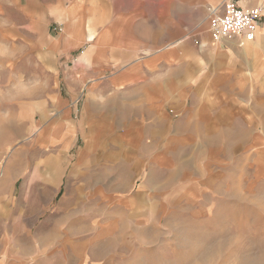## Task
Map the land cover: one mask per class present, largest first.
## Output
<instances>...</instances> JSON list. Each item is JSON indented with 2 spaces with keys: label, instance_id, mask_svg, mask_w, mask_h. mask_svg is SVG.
Listing matches in <instances>:
<instances>
[{
  "label": "rangeland",
  "instance_id": "obj_1",
  "mask_svg": "<svg viewBox=\"0 0 264 264\" xmlns=\"http://www.w3.org/2000/svg\"><path fill=\"white\" fill-rule=\"evenodd\" d=\"M123 1L83 0L94 38L62 53L68 0H0V264H264V86L239 102L191 79L222 0H151L183 19L182 104L156 119L109 80L121 39L96 38L106 4L143 12Z\"/></svg>",
  "mask_w": 264,
  "mask_h": 264
},
{
  "label": "crops",
  "instance_id": "obj_2",
  "mask_svg": "<svg viewBox=\"0 0 264 264\" xmlns=\"http://www.w3.org/2000/svg\"><path fill=\"white\" fill-rule=\"evenodd\" d=\"M82 1L68 0L69 4L65 3L66 10L58 12L60 18L55 19L56 23L64 22L59 48L62 53L67 45L69 47L74 45L77 48L83 41L94 38L95 33L88 34L87 26L82 23L83 14H87V8L82 5ZM237 1L246 8L260 4L264 8V0ZM101 2L104 3L105 0ZM121 3L124 1L111 0L110 6L118 7ZM134 3L131 2L130 6L124 10L121 9L123 7H119L118 13H112L110 19L108 16L105 17L104 10L108 15L109 9V3L106 4L100 22L102 25L97 26L96 29V38H104L110 34L121 39L117 46L111 48L110 65L112 69H115L117 64L118 68L109 80L112 86L117 88L132 87L134 104L142 106L143 111L148 114V119H156L162 107L169 101H175L174 103L179 107L182 104L177 100H170L169 95L181 94L184 85V44L181 35L183 19L181 15L176 14L175 17L167 15L164 17L165 21L158 24L153 21L151 0H143V12L138 15ZM206 34L207 36L203 35L194 41L198 52L195 53L193 49L194 53H191L192 85H204L203 81L202 84L200 82L202 77L204 81H207V86L213 88L212 91L219 88L218 94L234 95L237 97L235 100L239 102L247 101L246 95L249 89L264 86V10L255 38L251 42L239 45L233 38L214 41L208 28ZM155 35L161 40L159 44H156L157 47H164L167 40L173 41L166 46L167 49L162 48L153 53V36ZM123 39H130V41L124 42ZM96 47L97 50H101L100 53H105L104 47L101 49L98 45ZM70 51L67 50L68 53ZM139 54L143 56L139 57ZM104 65L105 62L97 63V66L101 68H104ZM149 132L153 130L149 129ZM54 163L55 161L50 159L45 165ZM1 173V176L5 174L6 180H12L13 173L9 171L5 173L3 170ZM3 182H0V187L3 186ZM46 189L50 191V187Z\"/></svg>",
  "mask_w": 264,
  "mask_h": 264
},
{
  "label": "built area",
  "instance_id": "obj_3",
  "mask_svg": "<svg viewBox=\"0 0 264 264\" xmlns=\"http://www.w3.org/2000/svg\"><path fill=\"white\" fill-rule=\"evenodd\" d=\"M262 11L263 7L260 5L246 8L237 0H222L209 11L208 23L211 38L214 41L233 38L239 45L253 41Z\"/></svg>",
  "mask_w": 264,
  "mask_h": 264
}]
</instances>
